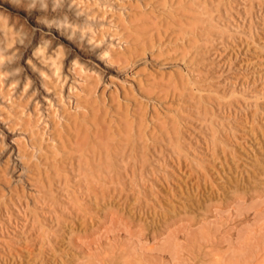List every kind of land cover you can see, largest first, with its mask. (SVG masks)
<instances>
[{
	"label": "rangeland",
	"instance_id": "1",
	"mask_svg": "<svg viewBox=\"0 0 264 264\" xmlns=\"http://www.w3.org/2000/svg\"><path fill=\"white\" fill-rule=\"evenodd\" d=\"M0 264H264V0H0Z\"/></svg>",
	"mask_w": 264,
	"mask_h": 264
},
{
	"label": "bare ground",
	"instance_id": "2",
	"mask_svg": "<svg viewBox=\"0 0 264 264\" xmlns=\"http://www.w3.org/2000/svg\"><path fill=\"white\" fill-rule=\"evenodd\" d=\"M87 142H88V139L87 137L83 136L82 138H80V140L78 141V146H79V151L81 154H84L85 151L87 150ZM236 142V141H234ZM238 143V142H237ZM250 147V146H249ZM246 149V148H245ZM254 154V153H253ZM100 171V170H99ZM91 172V176L93 174V171H90Z\"/></svg>",
	"mask_w": 264,
	"mask_h": 264
}]
</instances>
